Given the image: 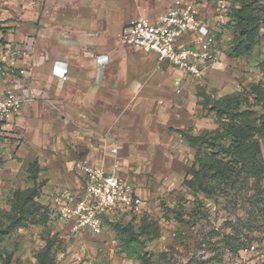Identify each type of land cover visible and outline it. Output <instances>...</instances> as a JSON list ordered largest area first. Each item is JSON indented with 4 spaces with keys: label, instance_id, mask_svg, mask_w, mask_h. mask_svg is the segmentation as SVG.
Masks as SVG:
<instances>
[{
    "label": "crops",
    "instance_id": "crops-1",
    "mask_svg": "<svg viewBox=\"0 0 264 264\" xmlns=\"http://www.w3.org/2000/svg\"><path fill=\"white\" fill-rule=\"evenodd\" d=\"M191 2L0 0V97L13 87L22 99L14 116L0 121L4 169L29 176L36 162L42 201L58 212V194L83 191V167L127 178L143 206L182 185L197 153L182 132L208 128L212 118L200 115V93L220 98L252 79L227 71L224 62L188 80L120 39L131 21H156L168 7ZM195 7L213 28L212 1ZM54 64L67 69L65 81L52 73ZM20 68L25 75L4 76Z\"/></svg>",
    "mask_w": 264,
    "mask_h": 264
},
{
    "label": "rangeland",
    "instance_id": "rangeland-1",
    "mask_svg": "<svg viewBox=\"0 0 264 264\" xmlns=\"http://www.w3.org/2000/svg\"><path fill=\"white\" fill-rule=\"evenodd\" d=\"M243 4L264 14V0H229L226 18L213 34L220 63L229 62L225 69L253 81L241 80L239 89L228 96L236 98L241 93L239 105L232 98L224 102L226 95L216 98L212 91L200 93V115L211 116L212 121L208 120V128L193 133H219L223 147L229 140L221 137L222 127L232 120L209 111L214 101L223 100L233 110H253L254 114L238 121L264 112V101L262 107L250 89L264 83V29L250 48L237 55L232 52L234 14ZM256 137L264 158V133ZM199 151L203 160L230 158L219 147L211 150L205 143ZM9 168L0 166V264H264V178L258 168L238 166L237 175L222 182L196 163L184 185L161 193L138 210L109 216L96 234L73 232L56 208L43 203L42 191L32 190L27 173Z\"/></svg>",
    "mask_w": 264,
    "mask_h": 264
},
{
    "label": "built area",
    "instance_id": "built-area-1",
    "mask_svg": "<svg viewBox=\"0 0 264 264\" xmlns=\"http://www.w3.org/2000/svg\"><path fill=\"white\" fill-rule=\"evenodd\" d=\"M212 6L218 13L213 28L199 19L195 3L191 2L168 7L156 21L146 17L131 21L124 27L120 40L133 51L154 54L158 64L176 68L188 80L201 79L209 68L220 63L221 53L213 31H218L215 27L223 24L229 0H214ZM21 55L27 58L29 53L22 50ZM52 73L61 80L67 79V69L59 64L53 65ZM25 74L26 70L20 68L7 70L4 76ZM175 86V93H180V82L176 81ZM21 105L22 99L16 90L6 88L0 97V121L14 116ZM83 168L86 172L83 191L79 195L62 192L55 199L61 218L71 223L73 232L99 233L109 216L140 208L141 200L132 191L129 181L112 173Z\"/></svg>",
    "mask_w": 264,
    "mask_h": 264
},
{
    "label": "trees",
    "instance_id": "trees-1",
    "mask_svg": "<svg viewBox=\"0 0 264 264\" xmlns=\"http://www.w3.org/2000/svg\"><path fill=\"white\" fill-rule=\"evenodd\" d=\"M236 18V25L233 27V41L234 46L232 52L237 55L238 52L250 48L255 43V38L260 34L261 28L264 29V14L254 12L251 6L243 4L240 9H237L234 14ZM264 34V32H263ZM251 93L255 95L257 102H261L263 107L264 101V83H260L256 86L250 87ZM241 93H237L236 98L228 97L226 95L223 100L227 102L230 98L235 100L236 105L241 104V100L238 98ZM223 100L217 99L214 101L213 106L209 108V111L215 113L226 114L232 122H229L222 127L224 135L222 138H227L229 144L223 147L218 142V134L204 132L199 136H195L193 133L182 132V135L188 141V143L197 149L195 159L187 171L190 173L191 168L198 163L200 166L205 167L210 172V177L220 179L222 182H227L231 176H236L238 173L237 167L240 169H251L258 168L264 178V158L260 146V142L257 139V134L264 133V112L260 113L257 117L252 120L244 118V120L238 121L236 118L245 117L249 114H254L253 110H233L227 103L223 104ZM246 100V99H244ZM233 104V105H234ZM236 119V120H235ZM200 142V143H199ZM213 150L215 147H219L227 156L230 158L226 160L214 158L210 161L201 159L200 147L201 144ZM215 153H212L214 155ZM4 160L0 157V166L3 165ZM38 171V165L36 162L29 165L27 172L30 179L33 181L32 190L40 191L41 184L36 183V174ZM186 174V176H187ZM186 183V177L183 181ZM47 219V218H46ZM46 219L43 222H46ZM108 219V218H106ZM105 219V220H106Z\"/></svg>",
    "mask_w": 264,
    "mask_h": 264
}]
</instances>
